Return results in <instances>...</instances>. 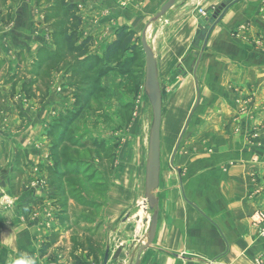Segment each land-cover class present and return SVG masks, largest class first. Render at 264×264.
Listing matches in <instances>:
<instances>
[{
    "label": "crops",
    "instance_id": "crops-1",
    "mask_svg": "<svg viewBox=\"0 0 264 264\" xmlns=\"http://www.w3.org/2000/svg\"><path fill=\"white\" fill-rule=\"evenodd\" d=\"M167 1L71 0L81 9L84 38L102 41L104 48L119 28L136 31ZM224 1L179 0L155 25L157 49L148 42L156 57L162 99L164 84L184 89L197 83L202 92L188 139L173 159L171 155L165 171L161 115L157 226L140 264H264V235L252 220L264 203L252 177L256 169L264 170V130L259 129L264 127V47L248 43L257 36L264 39V0L234 2L211 30L205 47L200 49L202 42L194 47L203 20L195 7L216 8ZM40 10L36 0H0V264H12L21 253L34 256L37 264H52V259L70 264L74 247L75 258L84 264H94L100 252L103 264L105 256L109 264H136V249L151 216L142 205L149 134L143 128L144 102L139 114H130L121 144L104 160L112 176L99 202L101 211L86 215L89 224H76L79 237L89 236L91 242L84 245L83 237L73 242L68 226H59L63 232L52 241L54 219L70 211L68 202L65 211L54 210L59 202L52 199L51 150L74 101L67 94L66 69L56 61L55 35ZM196 54L200 59L193 70L187 58ZM179 71L181 78L173 79ZM112 78H103L101 84L114 93L123 81ZM237 99H249V107L236 106ZM102 109L114 128V104ZM88 112L86 107L71 121L77 133L86 132L87 137L100 124V112ZM89 115L91 124L83 130L79 121ZM255 130L258 138L251 140ZM13 178L15 195L10 190ZM8 196L16 204H34L26 213L6 211Z\"/></svg>",
    "mask_w": 264,
    "mask_h": 264
},
{
    "label": "rangeland",
    "instance_id": "rangeland-1",
    "mask_svg": "<svg viewBox=\"0 0 264 264\" xmlns=\"http://www.w3.org/2000/svg\"><path fill=\"white\" fill-rule=\"evenodd\" d=\"M68 3H72L74 5L73 7H75L74 10L71 11V16H78V28L76 30V33L74 34V40L68 46L60 40H57L55 36L56 49L58 54L56 61L62 62L64 65L63 68L66 69L67 94L68 96L72 97L74 102L72 109L68 111L69 113L67 116V121L62 124V134L64 136L63 143L61 142L60 147L58 149H55L54 146L59 143V140H56V138H54V148L52 147L51 150L52 154L55 152L56 155H59V157L57 158L58 161H60L63 165L65 163L67 164L66 167L62 166V169H58V173H62L65 178L61 180V182H57L55 181L56 176L54 177L53 175L51 176L50 180L51 186L55 187V190H53L52 192V199H55L59 202L54 206V210L57 211L59 209H62L61 211H65V209H67L66 207L68 202V211H70V214L68 216H64L61 214L58 215L56 219H54L55 221H53V224L57 227V230L52 234V241L59 239L60 233L63 232V230L59 229V226H61L63 229L68 226V230H72L71 239L73 240V242L76 240L81 242L83 237V243L85 245L86 243H89V239H87L89 238V236H82L80 238L79 234L81 232L79 231L78 225H80L81 223L89 224V222H87L89 218H85L86 215H91L92 213L93 215H97V213L101 211L100 203L104 199L103 195L107 190V179L112 176V170L107 165V162L105 164L104 160L108 157V155H111L113 149H116L119 144H121V131H124V127L127 126L130 114H132L133 117L139 114L141 104L143 102L147 105L145 109L146 117L143 124L144 133H148L150 127L151 109L143 90L145 75V56L141 48L140 39L142 30L155 14L148 17L147 20L142 22L137 27L136 31H133L135 35L131 49L120 54L115 59L104 57V42L93 40V38H88L89 42L86 46V54L85 56H82L77 55L76 53H71L69 49L72 46L75 47L79 45L82 40L87 39L84 38L86 37L85 33L83 30H81L82 23L80 7L75 2H71V0H36V5L41 9V14L45 18V23L50 24L51 30L54 32L59 31L57 24L60 21H63V14L66 10V7L64 5ZM216 8L213 5L207 7V4L206 6L204 4H201L197 5L194 11L199 15L201 19H204L201 11H203V13H209L213 12ZM156 24L157 22L151 24L148 31V42L151 44L154 50L157 49V39L154 38L156 37L155 33L157 32V30H155ZM124 27L132 30V28L129 26ZM70 31L72 30H69L68 32ZM159 43L162 44L160 40L157 44ZM248 43L254 48L264 47V39L261 36H257L256 39H249ZM86 55H92L93 59L92 61L88 60L85 64L88 71L85 72V74H81V69H78L76 71L74 64H76L77 61L82 60L84 57H86ZM187 59V63H190V67L192 66V69L194 70L195 65L198 63L200 57L198 58V55L196 54V56L194 55L188 57ZM193 70L190 72V74H193ZM181 74V71L177 73L175 72L172 78H181ZM118 76H120L121 80L123 81L120 84V90H116L113 93L110 92L108 88L102 86L101 80L103 78L108 77V79H113L112 77ZM170 80L174 81L172 79ZM162 82L165 83V81ZM162 91L163 149L161 150V155L163 158L162 165L165 171L168 167V161L170 160L172 152L174 151V148L176 147L178 141L179 143L177 150L188 139L187 130L192 121V118L200 107V97L202 89L197 83L196 87H193L191 85L189 88L186 87L184 89H180V87L177 86H165L164 84V87H162ZM113 95L115 96V99H113ZM249 102V99H237L235 101V104L240 108L242 107V109H246L247 107H249ZM113 104L115 107L114 128H112L111 126V123H113V121L111 120V118H108L107 113L104 114V111L102 109L103 107H107L108 105L111 107V105ZM80 107L82 115L84 110L86 111V107L88 108V113L91 116L92 113L97 114L100 112V124L94 126L96 133L90 132V136L88 137L86 135H83L86 134V132L77 133V129H75L74 124L71 123L73 114L76 113ZM239 111H241V109H239ZM90 115L82 117V119H80L79 121V125H81L80 128H82L83 130L85 128V125L87 126L88 124H91L92 118ZM86 120H88L87 123ZM262 128L264 130V127H262V125H259V129L262 130ZM99 130H101L102 133ZM109 133H111L110 136L107 135ZM105 135H107L108 137ZM250 138L251 140H256L258 138V131L255 130L251 132ZM61 157H63L64 159L61 160ZM97 159L99 162L96 161ZM256 171L257 172L251 175L253 178H256L253 181H256V184H259L258 193L260 194V197H262L264 196V170L261 171L256 169ZM11 180L13 181H11L10 190L12 195H15V192L18 191L16 187L17 185L14 184V178ZM62 181L64 183L67 182L68 185L61 184ZM59 185H62V189H58ZM5 198L6 200L4 208H7L6 211H23V213H26V211H29L30 204H34L33 201H26L25 203L20 205L16 204V201L13 202L12 198L9 196ZM62 202L65 203L63 204V206L62 204H60ZM262 211H264V203H261L256 212L253 213L252 220L255 224L260 225V234L263 236L262 230L264 228V219L263 221H259L255 217L257 213L262 214L264 217V212ZM92 230L94 231V228H92ZM99 239V242H104L103 236H101V238ZM76 251H78L76 247L71 249V252L68 255L71 257V261H69V263L84 264L81 262V260H77V258H75L74 253ZM88 256H90V254ZM94 260V264H103V252H100L97 257H94ZM52 264L65 263H59L56 260L54 261L52 259ZM106 264L109 263L107 262Z\"/></svg>",
    "mask_w": 264,
    "mask_h": 264
},
{
    "label": "water",
    "instance_id": "water-1",
    "mask_svg": "<svg viewBox=\"0 0 264 264\" xmlns=\"http://www.w3.org/2000/svg\"><path fill=\"white\" fill-rule=\"evenodd\" d=\"M179 0H168L163 4L159 11L150 19L141 33V48L145 56V75H144V94L148 100L151 109V122L148 134L147 157L145 162V180H144V198L142 205L151 212L149 218L147 232L143 242H141L136 251L138 260L136 264H140L141 254L152 247L156 233L157 218H158V199L156 197L160 182V127L162 115V96L158 81V70L155 54L147 41V31L151 24L158 22L162 17L174 7ZM237 0H225L213 12H209L207 17L199 21V27L196 31L193 46L204 48L211 30L219 23L226 10ZM179 143V141H178ZM178 143L172 153V159L177 151ZM121 250H118L113 260H117ZM108 261L105 256L104 264Z\"/></svg>",
    "mask_w": 264,
    "mask_h": 264
},
{
    "label": "trees",
    "instance_id": "trees-1",
    "mask_svg": "<svg viewBox=\"0 0 264 264\" xmlns=\"http://www.w3.org/2000/svg\"><path fill=\"white\" fill-rule=\"evenodd\" d=\"M66 7V10L64 11L65 13L63 14V21H60L57 24V27L59 29L58 32H54L53 34L57 37V40H60L61 42L65 43L67 46L69 44H71V42L74 40L75 38V33L77 30V25L79 22V18L77 15H73L72 14V10H74L75 7H73L74 5L72 3H68L64 5ZM71 12V13H70ZM69 30H72L70 32H68ZM134 32L132 30H130L127 27H121L117 30L116 32V37L115 40L112 41L106 48H105V52H104V57L106 58H111V59H115L117 56H119L120 54L126 52L127 50L131 49L132 46V42L134 40ZM89 42V39H84L80 42L79 45L75 46V47H68L71 51V53H76L77 55H84L86 54V46ZM93 56H87L84 57L82 60L77 61L75 65L76 71L78 69H81V74H85V72L88 71V69H86L87 66H85V64L87 63L88 60L92 61ZM79 66V67H78ZM78 102V99H77ZM83 108V107H82ZM81 110V107L79 108V110L73 114V118L75 117L76 114H79V111ZM73 120V119H72ZM64 140V136L62 134V136L60 137L59 143L57 145H55V149H58L60 147L61 142H63ZM53 157V172L51 174V176L54 175L55 181L57 182H61V180H63L65 177L63 176L62 173H58V169L61 168L62 166L66 167L67 164L65 163L64 165L57 160V158L59 157V155H56L55 152L51 155ZM64 159L63 157H61V160ZM65 181V180H64ZM61 184H65L68 185V183H64L62 181ZM58 189H62V185L58 186ZM67 189V188H66ZM64 202V201H63ZM61 203L62 206L65 203ZM84 202V201H83ZM88 242H91V239L88 240ZM88 243V244H89Z\"/></svg>",
    "mask_w": 264,
    "mask_h": 264
},
{
    "label": "clouds",
    "instance_id": "clouds-1",
    "mask_svg": "<svg viewBox=\"0 0 264 264\" xmlns=\"http://www.w3.org/2000/svg\"><path fill=\"white\" fill-rule=\"evenodd\" d=\"M12 264H37V261L34 256L21 253L14 258Z\"/></svg>",
    "mask_w": 264,
    "mask_h": 264
},
{
    "label": "built area",
    "instance_id": "built-area-1",
    "mask_svg": "<svg viewBox=\"0 0 264 264\" xmlns=\"http://www.w3.org/2000/svg\"><path fill=\"white\" fill-rule=\"evenodd\" d=\"M201 14L204 16V18L207 17V14H206V13H203V11H201ZM255 217H256V219L259 220V221H263V219H264L263 215L260 214V213H257V214L255 215ZM262 234L264 235V228H263V230H262Z\"/></svg>",
    "mask_w": 264,
    "mask_h": 264
}]
</instances>
